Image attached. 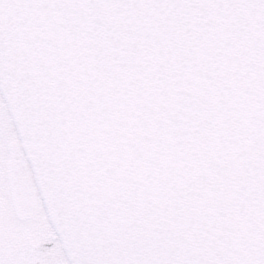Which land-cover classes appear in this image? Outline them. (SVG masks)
Returning a JSON list of instances; mask_svg holds the SVG:
<instances>
[{"label": "snow or ice", "instance_id": "6c2138e0", "mask_svg": "<svg viewBox=\"0 0 264 264\" xmlns=\"http://www.w3.org/2000/svg\"><path fill=\"white\" fill-rule=\"evenodd\" d=\"M0 264H264V0H0Z\"/></svg>", "mask_w": 264, "mask_h": 264}]
</instances>
